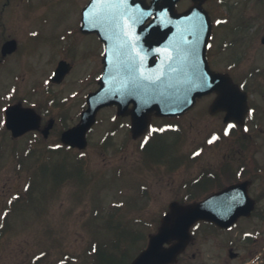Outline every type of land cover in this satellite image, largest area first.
Segmentation results:
<instances>
[{
    "label": "rangeland",
    "instance_id": "1",
    "mask_svg": "<svg viewBox=\"0 0 264 264\" xmlns=\"http://www.w3.org/2000/svg\"><path fill=\"white\" fill-rule=\"evenodd\" d=\"M86 2L0 0V59L8 39L16 38L19 45L0 64V123L10 101H22L42 112L45 109L38 103L44 102L48 120L76 121L82 97L69 94L67 100L62 99L42 84L67 46L58 38H48L78 27ZM191 3L184 0L177 7L183 10ZM205 7L213 16H227L229 22L215 29L212 67L229 71L237 83L256 91V119L264 127V0H207ZM244 11L263 17L257 29L244 32ZM234 27H239L235 33ZM35 30L40 40L30 38ZM89 40L93 38L76 40L74 48H82L80 54L86 51L82 62L93 67L98 58L90 53ZM255 69L257 73L251 75ZM60 89L68 95L70 86ZM212 99V95L200 98L180 116L155 118L151 130L137 138L132 137L129 122L117 117L115 108H106L84 150L63 147L56 130L48 140L34 133L13 139L0 126V264H93L96 257L99 264H115L114 252L130 258L144 245L141 238H128L153 232L171 201L187 199L190 193L203 197L216 189L211 184L197 189L202 184L194 180L201 173L224 176L230 172L232 177H243L242 166L252 155L264 171V129L226 127L223 114L209 113ZM50 171L60 173L59 180H53ZM247 177H255L251 191L261 195L264 173ZM260 213L264 216V209L255 213L251 223L264 237ZM243 228L244 220L232 235Z\"/></svg>",
    "mask_w": 264,
    "mask_h": 264
},
{
    "label": "water",
    "instance_id": "2",
    "mask_svg": "<svg viewBox=\"0 0 264 264\" xmlns=\"http://www.w3.org/2000/svg\"><path fill=\"white\" fill-rule=\"evenodd\" d=\"M177 1L153 0L148 6L134 0H91L83 12V25L106 38V74L101 80V89L89 96V108L80 124L64 133L65 143L85 147L86 131L95 122L97 111L105 105L116 103L120 114H131L133 131L139 135L149 125L153 111L157 115L181 113L194 104L197 96L212 91H216L218 97L211 111L225 109L227 119L242 122L244 93L228 74L212 71L206 59L211 29L207 12L200 2L184 13H178L175 9ZM140 11L155 14L152 23L141 32L137 29L143 23L137 18ZM136 35L140 37L136 38ZM113 37H120V42L118 38L114 41ZM116 44L122 49H146L151 59L155 54L160 57L148 65L147 73L140 74L133 62L125 65L118 58ZM117 70L120 76L115 73ZM130 103H134L131 110L128 108ZM35 123H38V117L32 110L23 109L20 105L7 110V126L14 135L23 133ZM224 192L188 205L173 202L159 233L151 237L149 249L133 264H163L174 259L187 244L189 229L198 220L232 223L241 215L250 214L253 202L244 201V185L230 186ZM227 200L232 206L218 209L220 202ZM163 240L175 242L162 251L160 245Z\"/></svg>",
    "mask_w": 264,
    "mask_h": 264
},
{
    "label": "flooded vegetation",
    "instance_id": "3",
    "mask_svg": "<svg viewBox=\"0 0 264 264\" xmlns=\"http://www.w3.org/2000/svg\"><path fill=\"white\" fill-rule=\"evenodd\" d=\"M212 14L213 13L211 12V18L213 22V33L210 39V44L215 40L216 27L219 25L221 26L229 25L228 20L226 21L218 20V18H224V16H213ZM251 14L252 13H248L244 11V32H248L250 28L257 29L258 28L257 24L260 26L259 18H263V17H256V16L253 17ZM226 18L228 19L227 16ZM254 22L256 23L255 26H254ZM238 29L239 27H234L233 28L234 33L237 32ZM89 36H96L98 38L96 39L93 37L96 43L93 42L89 46V50L91 51L90 53H92L94 56L97 55L98 58L93 67L85 66L86 64L82 62V59H84L82 56L87 54L86 51H83V53L80 54L82 48L79 51L75 50L74 48L76 45V40L83 39L84 37L87 38ZM31 38L34 39V37ZM56 38H58L60 42L63 41L66 42L67 46H64L65 51H62L63 55H60L57 58L55 65L50 69L49 73L44 77L43 80L45 81H43L42 84V86L44 87L43 89L48 92L55 93L56 96L58 97L60 96L62 97V99L64 97L66 100L69 94H71L72 96H76L77 94H79V96L82 97L83 99V104L85 101V107H86V99H87L86 97L90 91H93L98 87V81L101 73L103 72L104 43L100 41V38L96 34L84 33L80 31V29H77V31L74 32L70 31L69 33L65 32L61 34H56V36L49 37L48 40H52ZM263 39H264V34L263 36H261V43L264 46ZM212 53H213V49L211 48V46H209L208 49L209 60H212L213 58ZM61 60H66L71 63L70 71L62 81L55 83L51 82L50 77L54 69L56 68L57 64ZM255 71L256 69L251 71L250 72L251 75L257 73ZM89 83H92L93 86L88 87ZM67 86H70L69 91H67L68 95H63L61 93L62 90L60 88L61 87L65 88ZM244 90H246V92L248 93V104L250 109L246 113V120L244 124L241 126V128L255 129V130L264 129L259 119H256V115H258L259 113L257 112L258 111L257 105L253 103V99H254V95L256 94V91L251 90L249 86L246 85H244ZM212 95L215 96V94ZM38 107L45 109V112H47V106H45L44 102H39ZM84 108H82L79 111V113L77 114V118L75 117L76 121L73 123H66V122L60 123V121H58L56 117L55 119L51 118L48 121V117H47L48 113L41 112L40 113L41 128L36 131H31V133H38L39 135L43 134V130L45 129V127L51 121H53L54 124L48 133V137H44L46 140H48L50 136H52L55 130L61 131L62 133L65 129L78 122L81 116V112L83 111ZM218 114H223L224 116V112H220ZM251 116L254 117L251 119ZM124 118L128 119L127 117ZM230 125L238 126L237 123H233ZM260 168L263 167L259 164L258 160L255 158V155H252V158L249 156L248 162H244V179L250 180L249 193L255 199L256 202L254 211L259 209L260 210L264 209V208H260V205L264 199V187L260 191L261 195H256V194L253 195L251 189L253 185L256 184V181L254 180L255 177L250 178L247 176L251 173L261 175L262 173H264V171ZM229 183H232V180ZM225 184L224 181H218V182L216 181L214 183L215 186L217 185L224 186ZM252 218L253 217L244 218V228L241 231L235 233L234 235L237 237L238 235H240L238 237L239 248L236 247V240H235L236 237L234 238V236L232 235V231L236 229L238 225L236 227L233 226L231 228H222L216 224L205 221H200L196 223L191 229L193 235L192 241L188 244V246L184 249V251L178 255L176 261L173 264H264V237L260 231V228L256 224L251 223L253 222ZM218 236L223 237V239H219ZM210 248H212L213 251L208 253ZM191 249L194 250L192 252H189ZM205 251L208 253V256L206 258H202V255ZM121 255L122 252L120 251L114 252V257L117 259L115 261L116 264L126 263V261L119 260Z\"/></svg>",
    "mask_w": 264,
    "mask_h": 264
},
{
    "label": "snow or ice",
    "instance_id": "4",
    "mask_svg": "<svg viewBox=\"0 0 264 264\" xmlns=\"http://www.w3.org/2000/svg\"><path fill=\"white\" fill-rule=\"evenodd\" d=\"M231 127V126H230ZM213 139H215V137H213ZM209 143H211V141H209Z\"/></svg>",
    "mask_w": 264,
    "mask_h": 264
}]
</instances>
